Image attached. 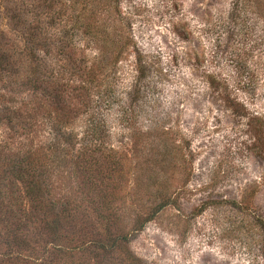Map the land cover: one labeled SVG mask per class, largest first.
Segmentation results:
<instances>
[{
    "label": "rangeland",
    "instance_id": "1",
    "mask_svg": "<svg viewBox=\"0 0 264 264\" xmlns=\"http://www.w3.org/2000/svg\"><path fill=\"white\" fill-rule=\"evenodd\" d=\"M0 264H264V0H0Z\"/></svg>",
    "mask_w": 264,
    "mask_h": 264
}]
</instances>
